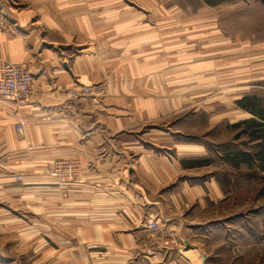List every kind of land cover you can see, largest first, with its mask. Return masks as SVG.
Listing matches in <instances>:
<instances>
[{
  "label": "crops",
  "instance_id": "obj_1",
  "mask_svg": "<svg viewBox=\"0 0 264 264\" xmlns=\"http://www.w3.org/2000/svg\"><path fill=\"white\" fill-rule=\"evenodd\" d=\"M214 20L237 28L217 26L213 34ZM210 33L224 43L222 56H204ZM242 38L251 39L253 52L244 51ZM190 42L199 45L195 61L185 59ZM176 43L184 56L174 65ZM226 60L228 74L208 78ZM2 63L25 65L33 86L25 101L0 102V263L18 260L16 245L4 248L18 234L30 264H205L200 248L187 249L190 213L181 206L194 196L200 201L207 183H173L208 167V156L201 145L186 143L170 155V70L181 66L186 84L194 63L199 85L263 91L261 99L259 91L247 95L259 110L236 104L229 118L231 127L246 122L264 135L258 4L198 0L194 10L184 0H0ZM83 87L89 93L76 98ZM250 132L259 151L260 138ZM59 160L79 165L78 183L58 186L48 177ZM210 181L216 196L219 187ZM147 217L158 220V233L146 229Z\"/></svg>",
  "mask_w": 264,
  "mask_h": 264
},
{
  "label": "rangeland",
  "instance_id": "obj_2",
  "mask_svg": "<svg viewBox=\"0 0 264 264\" xmlns=\"http://www.w3.org/2000/svg\"><path fill=\"white\" fill-rule=\"evenodd\" d=\"M184 1L197 10L198 0ZM250 1L258 4L264 15V0ZM217 26L227 31L237 28V24L233 25V22L214 20L213 34ZM213 36L208 34L207 43L202 46L206 49L204 56L207 58H212L214 54L223 55L221 47L224 43H216ZM250 40L242 38L244 51L253 52ZM197 44L190 42L185 46V51H191L185 54V59L192 57L191 60L195 61L200 57ZM179 48L182 50L183 46H178L177 43L171 48L174 53L170 60L175 59L174 65L183 61L184 55L179 53ZM229 61H219L213 65L212 69L219 66L217 68L222 70L218 73V69H211L212 73H208V78L214 81L218 74H228L223 71L230 67ZM196 67L198 68L192 63L190 70H186V84H183L184 71L181 66L173 69L174 72L170 70V78L174 79L170 80V155H175L174 147L179 143L201 145L206 150L209 162L208 167L184 173L173 183L179 186L183 179H189L191 185L207 183L208 191L202 194L200 201L194 196L196 199L185 201L184 206H181V209H186L185 213H190L187 217L190 221L192 245L187 249L200 248L206 258L205 264H264V173L259 171L256 163L258 147L244 133L245 126L231 127L229 118L234 106H240L242 100L243 106L259 110L262 107L260 102L256 101V97L247 95H254L252 91H259L257 95L261 99L263 91L250 89L244 95L242 91L247 93L248 89L236 84L199 85ZM239 95H244V98L240 102L235 101ZM214 113L222 115L224 119L217 122L218 118H214ZM166 123L165 121L164 124ZM236 151L247 157L236 156ZM210 180H214L219 187L216 196L210 190ZM31 219L33 220L32 217ZM21 239L22 235H11V240L6 242L9 245L4 246L8 249L11 245H16L12 256L18 260L0 264H30L23 261L22 247H17ZM38 248L35 247L34 253H38ZM186 255L194 257L192 252H187Z\"/></svg>",
  "mask_w": 264,
  "mask_h": 264
},
{
  "label": "built area",
  "instance_id": "obj_3",
  "mask_svg": "<svg viewBox=\"0 0 264 264\" xmlns=\"http://www.w3.org/2000/svg\"><path fill=\"white\" fill-rule=\"evenodd\" d=\"M0 66V102L17 103L28 99L32 94L33 77L26 66L11 63H2ZM88 93V88L83 87L74 96L77 98ZM16 130L22 133V125L18 124ZM47 175L56 181L58 186H66L79 182L81 169L74 161L59 160L52 164ZM157 221L155 218L147 217L144 226L151 233H158L160 227Z\"/></svg>",
  "mask_w": 264,
  "mask_h": 264
},
{
  "label": "trees",
  "instance_id": "obj_4",
  "mask_svg": "<svg viewBox=\"0 0 264 264\" xmlns=\"http://www.w3.org/2000/svg\"><path fill=\"white\" fill-rule=\"evenodd\" d=\"M242 101L240 102V106L243 109H249L246 106H243L242 105ZM243 126H245L244 133L247 132V128H250V130H251V132H250L251 136L252 135L253 136H258L260 138L261 143L259 145V151L257 152L256 157H257L258 161L260 162L259 168L262 169V168H264V135L261 133V131H258V128L257 127L255 128L253 125H248V123L245 122V123H243ZM255 133H256V135H255ZM236 156L247 157L246 154H242V153H239V152L236 153Z\"/></svg>",
  "mask_w": 264,
  "mask_h": 264
}]
</instances>
